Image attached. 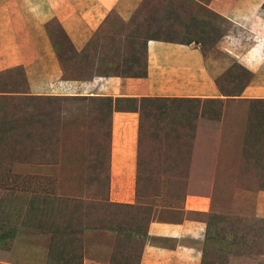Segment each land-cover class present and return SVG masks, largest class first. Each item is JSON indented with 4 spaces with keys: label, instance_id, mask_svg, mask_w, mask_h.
Returning a JSON list of instances; mask_svg holds the SVG:
<instances>
[{
    "label": "rangeland",
    "instance_id": "obj_1",
    "mask_svg": "<svg viewBox=\"0 0 264 264\" xmlns=\"http://www.w3.org/2000/svg\"><path fill=\"white\" fill-rule=\"evenodd\" d=\"M145 1L127 23L112 14L104 24L122 25L118 30L123 31L126 55L134 50L136 55L140 54L134 43L142 44L150 21L166 25L160 20L168 17L167 25H188L182 29V40L190 37L201 41L205 51H211L221 32L217 25L234 24L210 13L208 4L218 8L214 0ZM229 1L232 6L237 0ZM254 6L258 16L251 12ZM245 10L257 22L254 25H264V0H241L233 15L240 17L238 13ZM250 23L251 20H245L242 25ZM39 24L65 66L73 68L79 60L89 63L96 36L90 39V51L79 55L63 38L55 17L45 15ZM112 34L105 33L103 37L108 40ZM114 56L112 64L120 68L111 72L133 74L128 68L133 69L137 59L120 61L118 55ZM229 64L233 76L228 80L218 77L225 94L223 100L71 96L66 97L65 103L81 109L64 128L55 116L38 117L48 111L46 103L57 107L64 98L53 100L45 95L32 98L24 76L1 72L0 260L17 264H82L89 250L85 246L91 245V255L102 252L105 264H137L143 236L139 234L126 241L116 233L96 230L118 225L115 218L118 210L108 203L111 195L106 158L110 117L116 110L134 111L139 121L140 164L135 197L143 200V204L144 201L169 204L181 200L187 192L208 195L224 206V211L216 213H222L218 227L220 233L222 229L226 233L219 235H224L222 239L213 237L205 242V264H227L230 258L233 264H264V209L260 206V196L264 197V98H238L254 75L234 59ZM89 71L71 76L81 78ZM220 119H239L246 124L239 128L245 129L240 136L229 135L218 145L214 142L217 149L220 145L230 147L231 157L225 162L231 171L226 175L228 188L210 190L201 181L216 173L204 168V173L197 174L196 178L199 177L194 181L195 174L188 163L192 149L199 145L202 150L207 144L194 139L193 129ZM217 162L221 159L216 156L214 163ZM143 204L141 210L127 214L130 227L139 223L145 227L148 207Z\"/></svg>",
    "mask_w": 264,
    "mask_h": 264
},
{
    "label": "crops",
    "instance_id": "obj_2",
    "mask_svg": "<svg viewBox=\"0 0 264 264\" xmlns=\"http://www.w3.org/2000/svg\"><path fill=\"white\" fill-rule=\"evenodd\" d=\"M240 1L237 0L232 6L229 0L212 1L218 8L207 5L210 13L223 22L235 24L217 25L221 32L213 41L211 51H205L201 41L190 37L182 40V29L188 28V25H167L169 19L164 17L160 22L165 21L166 25H154L156 22L153 24L150 21L143 46L140 41L134 43L140 54L136 55L137 50H134L126 55L123 31L118 30L122 25L104 24L112 14L127 23L133 14L140 11L138 8L145 0H0V73L7 71L8 74L24 76L32 98L44 95L53 100L56 97L64 98L63 103L56 104L57 107L46 103L48 111L38 116H55L63 128L81 109L65 103L66 97L71 96L223 100L225 94L219 86L218 77L223 76L228 80L233 76L228 69L232 59L246 66L254 75L242 88L238 98H264V25H254L257 22L246 10L238 13L240 17L233 15ZM251 12L254 16L259 15L255 6ZM45 15L58 20L67 36L66 41L79 55L90 51V39L96 36L89 63L79 60L72 68L69 64L65 66L64 60H59L39 24ZM210 20L213 22V19ZM245 20H251V23L242 25ZM199 26L189 25L192 28ZM151 30L155 34H149ZM109 32H114L113 36L104 39V34ZM163 33L165 36H162ZM114 55H118L120 61L137 59L133 69L128 68L133 74L111 72L120 68V65L112 64ZM123 69L126 70V67ZM88 70L84 77L71 76V73L80 74ZM19 93L23 94L22 91ZM110 118V145L106 153L111 195L108 203L118 210L115 216L118 225L96 230L116 233L126 241L139 234L143 236L137 252V264H205V242L213 237L222 239L224 235H219L226 233L223 229L220 233L218 224L221 221L219 214L222 213H216L224 211V206L208 195L189 192L181 200L169 204L153 201H144L143 204V200L135 197L140 164L137 113L114 110ZM245 124L239 119H220L193 129V137L198 143V140H203L209 144V147L203 145L202 150H199V145L192 149L188 168L195 174L194 181L199 177L196 178V175H201L207 168L216 174L203 178L202 184L208 185L210 190L228 188L226 175L231 170L225 161L228 156L231 157L230 147L227 149L220 145L217 149V145L229 135L240 136L245 129L239 128ZM216 156L221 162L214 163ZM260 197V206L264 209V197ZM142 204L148 207L145 227L142 228L141 223L135 224V228L130 227L127 214L141 210ZM85 248L89 250L85 249L87 253L82 264H105L101 258L102 252L92 256L91 245ZM0 264L17 263L0 260ZM227 264H233L231 258Z\"/></svg>",
    "mask_w": 264,
    "mask_h": 264
},
{
    "label": "trees",
    "instance_id": "obj_3",
    "mask_svg": "<svg viewBox=\"0 0 264 264\" xmlns=\"http://www.w3.org/2000/svg\"><path fill=\"white\" fill-rule=\"evenodd\" d=\"M150 16H151V15H150ZM150 16H149V19L151 18ZM153 19H154V20H157L156 18H153ZM150 20H152V19H150ZM154 25H158V24L155 23ZM58 28H59V30L62 32V34H63V38L66 40V39H67V36L64 34V32H63L61 26L58 25ZM147 31H149V30H147ZM147 31H146V32H147ZM150 33H151V35H152L153 33L155 34V31H154V30H151V31L149 32V34H150ZM145 34H147V33H145ZM202 44H203V43H202ZM218 81H219V80H218ZM145 98H153V97H142L141 99H145ZM127 99H133V100H134L135 98H127ZM138 143H139V141H138ZM208 240H209V239H208ZM208 240H207V241H208ZM207 241H206V243H207Z\"/></svg>",
    "mask_w": 264,
    "mask_h": 264
}]
</instances>
